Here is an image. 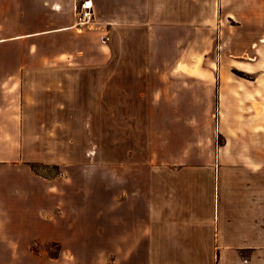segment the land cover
<instances>
[{
	"label": "rangeland",
	"instance_id": "rangeland-1",
	"mask_svg": "<svg viewBox=\"0 0 264 264\" xmlns=\"http://www.w3.org/2000/svg\"><path fill=\"white\" fill-rule=\"evenodd\" d=\"M190 1L180 0L179 26H160L151 47L135 50L152 55L154 62L153 75L134 82V94L116 96L117 106L127 102L132 110L98 106L97 95L81 92L85 85L81 77L68 76L66 84L59 85L69 94L70 115L79 120L89 117L91 125L71 121L43 126V166L39 165L38 172L43 182L67 185L73 240H67L69 251L65 252L60 242L43 237L39 254L0 256V262L264 264V168L249 175L242 159L232 160L235 169L230 172L237 176L229 191L236 210L232 216L243 218L244 229L249 223L248 246L218 253L203 240L199 254H145L136 248L131 252L130 237L139 232L137 217L145 213V203L140 206L136 196L146 187L181 182L189 177L187 167L209 166L217 161L219 151L243 156L253 152L264 161V4L258 0H196L195 9ZM199 7L205 19L195 23ZM252 42L261 46L259 53L248 48ZM77 49L58 45L43 51L49 56L71 55ZM238 63L244 70L238 69ZM63 69L75 75L77 67ZM51 82L43 80V117L60 120L63 116L53 110L57 97L49 95ZM153 104L157 109H152ZM179 104L185 109L178 111ZM206 176H199L203 189ZM243 241L247 242L245 235Z\"/></svg>",
	"mask_w": 264,
	"mask_h": 264
},
{
	"label": "crops",
	"instance_id": "crops-1",
	"mask_svg": "<svg viewBox=\"0 0 264 264\" xmlns=\"http://www.w3.org/2000/svg\"><path fill=\"white\" fill-rule=\"evenodd\" d=\"M82 1L0 0V256L39 254L43 237L60 242L68 252L67 240H73L67 185L43 182L33 168L42 162L43 126L71 121L91 125L89 117L79 120L70 115L69 94L59 85L66 84L68 76L81 77L85 80L81 92L97 95L98 106L132 110L127 102L117 106L116 96L134 94V82L153 75L154 57L142 51L153 45L160 26L177 27L181 22L180 0H92L95 20L78 29L76 10ZM190 3L198 9L196 0ZM198 11L195 23L205 19L201 7ZM251 44L248 48L259 53L261 46ZM58 45L79 49L71 55L49 56L43 51ZM139 48L142 53H135ZM69 65L77 67L75 75L63 69ZM45 79L52 80L49 95L57 97L53 110L63 116L60 120L43 117ZM107 95L115 97L107 99ZM219 99L223 101L222 96ZM184 109L181 104L177 107ZM259 155L219 151L211 165L187 167L189 177L183 181L158 183L138 193L136 199L140 206L145 203V213L137 217L139 232L130 237L131 252L136 248L145 254H199L203 240L218 253L248 246L249 223L244 229L243 218L232 216L236 210L229 190L237 174L230 171L235 169L232 160L242 159L249 175L259 174L264 168ZM203 173L208 174L205 189L199 177Z\"/></svg>",
	"mask_w": 264,
	"mask_h": 264
},
{
	"label": "built area",
	"instance_id": "built-area-1",
	"mask_svg": "<svg viewBox=\"0 0 264 264\" xmlns=\"http://www.w3.org/2000/svg\"><path fill=\"white\" fill-rule=\"evenodd\" d=\"M76 18V26L78 29L89 26L94 22L95 14L92 0H83L78 4L76 10Z\"/></svg>",
	"mask_w": 264,
	"mask_h": 264
},
{
	"label": "bare ground",
	"instance_id": "bare-ground-1",
	"mask_svg": "<svg viewBox=\"0 0 264 264\" xmlns=\"http://www.w3.org/2000/svg\"><path fill=\"white\" fill-rule=\"evenodd\" d=\"M237 66H239V67H240V68L238 67V69H240V70H244V69H243V68H244V65H243V64H241V63H238V64H237ZM245 69L247 70V68H246V67H245ZM247 71H248V72H249V71L251 72L252 70H250V68H249Z\"/></svg>",
	"mask_w": 264,
	"mask_h": 264
},
{
	"label": "trees",
	"instance_id": "trees-1",
	"mask_svg": "<svg viewBox=\"0 0 264 264\" xmlns=\"http://www.w3.org/2000/svg\"><path fill=\"white\" fill-rule=\"evenodd\" d=\"M39 165L40 164H36V165H33V168L35 169L36 172H38L39 170ZM42 165V164H41ZM43 166V165H42ZM45 166V165H44Z\"/></svg>",
	"mask_w": 264,
	"mask_h": 264
}]
</instances>
